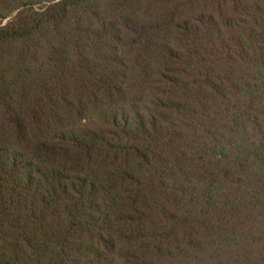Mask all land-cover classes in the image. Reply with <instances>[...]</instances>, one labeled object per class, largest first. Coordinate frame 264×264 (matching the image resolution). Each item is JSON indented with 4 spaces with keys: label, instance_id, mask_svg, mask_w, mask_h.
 I'll list each match as a JSON object with an SVG mask.
<instances>
[{
    "label": "trees",
    "instance_id": "16d2710c",
    "mask_svg": "<svg viewBox=\"0 0 264 264\" xmlns=\"http://www.w3.org/2000/svg\"><path fill=\"white\" fill-rule=\"evenodd\" d=\"M0 264H264V0H0Z\"/></svg>",
    "mask_w": 264,
    "mask_h": 264
}]
</instances>
